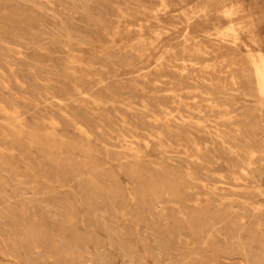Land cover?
Instances as JSON below:
<instances>
[{
  "label": "rangeland",
  "instance_id": "374dc122",
  "mask_svg": "<svg viewBox=\"0 0 264 264\" xmlns=\"http://www.w3.org/2000/svg\"><path fill=\"white\" fill-rule=\"evenodd\" d=\"M259 53L264 0H0V264H264Z\"/></svg>",
  "mask_w": 264,
  "mask_h": 264
},
{
  "label": "bare ground",
  "instance_id": "6f19581e",
  "mask_svg": "<svg viewBox=\"0 0 264 264\" xmlns=\"http://www.w3.org/2000/svg\"><path fill=\"white\" fill-rule=\"evenodd\" d=\"M199 49V48H198ZM171 52V51H170ZM164 56V55H163ZM225 60V59H223ZM67 61V60H66ZM179 63V62H178ZM182 63V62H181ZM190 63V62H189ZM184 64V62H183ZM206 64V63H205ZM251 65L253 72L256 76L257 81V91L260 95L264 97V57L260 53L257 57L251 59ZM207 68V67H206ZM158 69V68H157ZM174 70V69H173ZM206 70V69H205ZM226 70V69H225ZM227 71V70H226ZM229 71V70H228ZM202 72V71H201ZM204 73V72H203ZM205 75V74H204ZM224 75V74H223ZM229 81V80H228ZM214 83V82H213ZM229 87V86H228ZM96 88V87H95ZM195 93V92H193ZM172 94V93H171ZM174 94V93H173ZM175 96V95H174ZM28 97V96H27ZM179 100V99H178ZM63 103V102H62ZM95 104V103H94ZM211 109V108H210ZM129 110V109H128ZM198 112V111H197ZM225 113V112H224ZM198 114V113H197ZM165 118V116H164ZM157 119V118H156ZM167 122V121H166ZM194 122V121H193ZM123 136V135H122ZM153 139V138H152ZM192 139V137H191ZM147 144V143H146ZM120 145V144H119ZM126 148V147H125ZM167 155V154H166ZM155 210V209H154ZM158 210V209H157ZM216 264V263H215Z\"/></svg>",
  "mask_w": 264,
  "mask_h": 264
}]
</instances>
